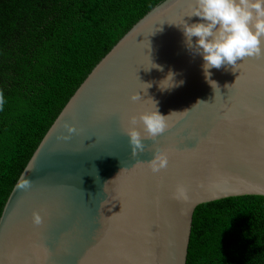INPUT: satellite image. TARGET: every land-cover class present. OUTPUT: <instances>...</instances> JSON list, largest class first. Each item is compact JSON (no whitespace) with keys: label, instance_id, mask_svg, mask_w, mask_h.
Returning a JSON list of instances; mask_svg holds the SVG:
<instances>
[{"label":"water","instance_id":"obj_1","mask_svg":"<svg viewBox=\"0 0 264 264\" xmlns=\"http://www.w3.org/2000/svg\"><path fill=\"white\" fill-rule=\"evenodd\" d=\"M187 11V0L154 6L69 98L4 204L0 264H186L197 206L264 196V55L212 68L211 86L185 45L183 18L199 20ZM169 72L183 84L165 88ZM154 101L162 115L176 111L170 129L133 156L127 117ZM158 150L169 164L154 174L147 162ZM29 164L31 184L17 189ZM180 183L188 201L172 197Z\"/></svg>","mask_w":264,"mask_h":264},{"label":"trees","instance_id":"obj_2","mask_svg":"<svg viewBox=\"0 0 264 264\" xmlns=\"http://www.w3.org/2000/svg\"><path fill=\"white\" fill-rule=\"evenodd\" d=\"M163 0H0V215L40 140L93 67ZM186 264H264V196L195 208Z\"/></svg>","mask_w":264,"mask_h":264},{"label":"clouds","instance_id":"obj_3","mask_svg":"<svg viewBox=\"0 0 264 264\" xmlns=\"http://www.w3.org/2000/svg\"><path fill=\"white\" fill-rule=\"evenodd\" d=\"M187 3L188 11L185 16L190 19L197 17L199 20L188 23L183 18L180 27L185 45L193 54L202 58L204 76L211 86L210 82H215L210 79L212 68L219 69L226 65H232L234 68L239 65L238 60L264 55V0H187ZM166 78L170 80V85L165 88L183 84V80L176 81L171 72ZM140 99V92H134L130 96L133 102ZM3 104L4 97L0 93V110ZM173 112L176 111L171 113ZM169 115H162L154 101L153 110L141 111L138 115L127 117L123 130L129 139L133 156L138 151H144L145 139L155 140L168 127ZM74 131V127L68 128L69 133ZM168 164L167 150L155 151L153 158L147 162L148 168L154 174L166 169ZM29 171H32L31 164L18 180L17 189H27L30 186L31 181L25 175ZM172 197L179 201H188V188L182 183L177 184ZM31 219L34 225L39 226L43 223L38 211L32 212Z\"/></svg>","mask_w":264,"mask_h":264},{"label":"snow or ice","instance_id":"obj_4","mask_svg":"<svg viewBox=\"0 0 264 264\" xmlns=\"http://www.w3.org/2000/svg\"><path fill=\"white\" fill-rule=\"evenodd\" d=\"M247 60V59H246ZM170 129V127H167L161 134L165 133L166 131H168Z\"/></svg>","mask_w":264,"mask_h":264}]
</instances>
